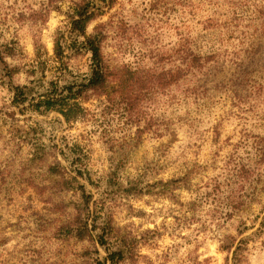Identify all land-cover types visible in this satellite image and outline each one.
Wrapping results in <instances>:
<instances>
[{
    "label": "clouds",
    "instance_id": "1",
    "mask_svg": "<svg viewBox=\"0 0 264 264\" xmlns=\"http://www.w3.org/2000/svg\"><path fill=\"white\" fill-rule=\"evenodd\" d=\"M0 264H264V0H0Z\"/></svg>",
    "mask_w": 264,
    "mask_h": 264
}]
</instances>
